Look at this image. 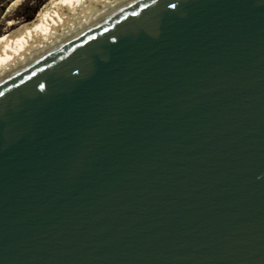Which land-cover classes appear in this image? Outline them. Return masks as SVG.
<instances>
[{
  "label": "water",
  "instance_id": "95a60500",
  "mask_svg": "<svg viewBox=\"0 0 264 264\" xmlns=\"http://www.w3.org/2000/svg\"><path fill=\"white\" fill-rule=\"evenodd\" d=\"M0 264H264V0H138L1 81Z\"/></svg>",
  "mask_w": 264,
  "mask_h": 264
},
{
  "label": "bare ground",
  "instance_id": "6f19581e",
  "mask_svg": "<svg viewBox=\"0 0 264 264\" xmlns=\"http://www.w3.org/2000/svg\"><path fill=\"white\" fill-rule=\"evenodd\" d=\"M25 0H12L6 7L9 17ZM138 0H55L44 15L0 49V82L50 51ZM18 21L7 18V26Z\"/></svg>",
  "mask_w": 264,
  "mask_h": 264
},
{
  "label": "rangeland",
  "instance_id": "374dc122",
  "mask_svg": "<svg viewBox=\"0 0 264 264\" xmlns=\"http://www.w3.org/2000/svg\"><path fill=\"white\" fill-rule=\"evenodd\" d=\"M54 1L55 0H25L10 13L9 17L4 16L9 2L8 4H0V49L7 41L18 36L31 25L36 24ZM7 18L18 21V24L15 26H7L5 24Z\"/></svg>",
  "mask_w": 264,
  "mask_h": 264
},
{
  "label": "trees",
  "instance_id": "16d2710c",
  "mask_svg": "<svg viewBox=\"0 0 264 264\" xmlns=\"http://www.w3.org/2000/svg\"><path fill=\"white\" fill-rule=\"evenodd\" d=\"M12 1V0H11ZM10 0H0V4H8V2L10 3L11 2Z\"/></svg>",
  "mask_w": 264,
  "mask_h": 264
}]
</instances>
